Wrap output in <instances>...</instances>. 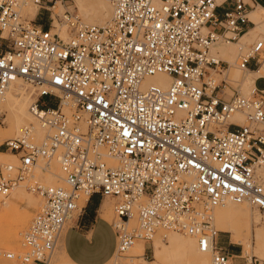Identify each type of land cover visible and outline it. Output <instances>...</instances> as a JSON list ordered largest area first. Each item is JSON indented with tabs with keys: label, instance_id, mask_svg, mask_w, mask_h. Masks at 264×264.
Returning <instances> with one entry per match:
<instances>
[{
	"label": "built area",
	"instance_id": "obj_1",
	"mask_svg": "<svg viewBox=\"0 0 264 264\" xmlns=\"http://www.w3.org/2000/svg\"><path fill=\"white\" fill-rule=\"evenodd\" d=\"M67 1L0 0V96L21 80L34 120L0 141L14 157L0 163V203L17 187L41 200L19 249L3 255L49 264L67 221L98 195L112 201L110 264L149 263L151 238L166 232L192 237L210 264H230L212 212L231 202L264 213V89L226 95L213 71L227 63L212 47L254 25L249 7L230 0L217 15L215 0H107L110 16L97 25L54 13ZM27 5L36 7L29 19ZM249 60L254 70L264 63V37L239 48L234 64L247 70ZM157 74L163 85L145 82ZM52 161L61 183L38 178ZM138 241L142 253H129ZM240 255L241 246L236 257L258 264Z\"/></svg>",
	"mask_w": 264,
	"mask_h": 264
},
{
	"label": "rangeland",
	"instance_id": "obj_2",
	"mask_svg": "<svg viewBox=\"0 0 264 264\" xmlns=\"http://www.w3.org/2000/svg\"><path fill=\"white\" fill-rule=\"evenodd\" d=\"M87 3L93 8H95L100 3L106 4V9H105L106 20L101 21L99 16L91 13L93 9H90V10L87 9L85 12L79 11L77 8L74 7L72 0H68L67 2H65L66 7L65 6L61 7L59 4H57L56 9L54 10V13H60L63 8H66L70 11L77 13V15L85 22L94 23L97 25H103L107 21V19L109 18L110 12H111L110 5H109L108 1L107 0H87ZM68 6H70V8ZM35 10H36V8H34V7H28V8H25L24 11L22 10L23 12L22 11L21 12L23 15H25L29 19V18L33 17ZM262 13H264V10H257L254 13H251L249 15V18L255 22V29L250 36H244L242 39L239 40L238 43H236V42H233L232 44L219 43L212 50L216 53V55L219 58L223 59L228 64L227 65L228 69L226 70V72H223L222 74H217L216 71L213 72L215 74L214 77L216 78V81L218 79H220L221 77H224L225 80L228 82L229 86L226 87L224 90L226 95H230L234 91H237V93L240 95H247L251 91L252 87H246V86L242 85V82H240V81H243V80H245L251 76L250 78L254 79V88H255V80L257 78L262 77L259 75L256 76V74H254V73L250 75L247 70H239V69H237V67L234 64L235 57L239 51V48H241V51H244L246 49V46L251 41H253L256 38L264 37V20L261 17ZM43 18H44V16H43ZM58 32H59L60 36L63 38L66 36V32L63 30V28H61ZM227 66H226V68H227ZM233 67H235V69L238 70V72H237L238 76L236 75L237 79L235 77H233V74H235ZM226 68H224V69H226ZM229 68H231V69H229ZM227 72H228L229 81L226 79ZM261 72L264 73V68L261 69ZM229 73H230V75H229ZM235 81H237V82H235ZM20 85H21V88L24 92V96L22 97L21 101L26 102V108H27L29 102H31V98L29 96L28 91L25 89L26 85L24 83H22V81L20 82ZM43 100H46V97H44ZM5 104H6L5 99L0 100V111L2 112V118H3L2 124L0 126V141L4 138L17 135L10 130V126H9V122H8L9 118L7 115L8 113L6 111ZM26 113L28 115L29 120L28 121L25 120V121L27 123L28 122H34V120L29 115L27 110H26ZM234 120H236L239 124L243 123V117L240 115L235 116ZM13 160H14V157L10 154V152H8L4 149H0V163L10 162ZM256 172L259 175V178H260L259 182H260V184L263 188V192H264V165L261 166L260 168H258L256 170ZM60 175L61 174H60V170L58 168L57 163L55 161H52L50 172L48 174H44L43 176L40 175V176H38V178L46 184H56V183H61L60 179L58 177H56V176H60ZM19 192H22V194H24V196H22V194ZM27 194H29V197H27ZM20 195H21V197H20ZM33 199H36V200H34L36 203L32 204L30 202ZM40 201L41 200H40L39 196H37L36 194L26 191L23 187H17L16 189L12 190L9 193V195L4 199V203H2V204L0 203V216H1L0 217V264H15V262L13 260L6 258L3 255V253L5 251H12V250L14 251V250L19 249L21 233L28 226L33 214L35 213V211L39 207ZM12 203H13V205H12ZM11 205H12V207H11ZM101 205H105L108 208V214H107L108 220H107L105 228H106L107 235L109 237V246H108L107 252L103 256L102 261H100L98 264H103L105 261H107L109 255L113 249V240H112L110 227H109V222L113 217L112 208H111L112 201L110 199H108V198H103V199L96 198L95 199L94 198V199L90 200V202H88L87 205L83 208L84 210L82 211V216L80 219V223L84 220V226L80 227V224L76 225V223L73 222V218H71L67 221V223L65 224V226L62 230L63 233H73L78 238H84L85 230L88 229V226H89L88 221L90 220L86 214L91 213V214H89V216L92 217L93 214L95 215L97 213V210L99 209V207ZM248 209H249V212L252 216L251 222L252 221L255 222V220H257V219L260 221L264 220V213L262 211H258L255 208H250V207H248ZM80 213H81V211H80ZM212 213H213V222H214L215 228L219 231H222V225L216 219L215 210H213ZM75 215H76V212H74L73 217ZM251 222H250L251 226H248L249 227L248 231L245 230L244 228H242V231H241L240 237H239L241 239V241L235 242L233 240L235 236H233L227 232L224 233V231H222L224 234H226V236L220 234L218 237L217 243H218V245L225 246L226 237H229V244H228L229 247H234L236 249H240V246H241V251H242L241 256L242 257L248 256V255H253L256 257V261L258 264H264V260L259 259L257 253H255V251H253L251 248H246V245H245L246 242H250V240H251L252 230L258 228V226L255 225V223H251ZM172 235L175 238H179V239H185L188 237L189 239H192V241H194V245H195V240L190 236L181 235V234L176 233V232H166L164 235L165 237L162 238L160 236V233H156L153 240L151 241V247H152L151 255L149 253V256L147 258L148 261H150V260L151 261L149 263L142 262V264H191L185 260L183 252L181 251V249H175L172 252L168 251V248L170 246L169 240H170V237ZM58 240L59 241L56 243L54 251H53V255H52L53 259H52L51 264H72V263H74V264H93L89 261H84V260H80V259L76 258L75 254L69 248V245L67 244V242L64 239H62L61 236L59 237ZM154 243L159 245L163 250H166V252L160 256V258L155 257L154 247H153ZM60 244L62 245L67 258L70 261L65 257V255L61 251H58ZM143 249H144V244L142 242L138 241L129 250V253L141 254ZM195 249H196V246H195ZM138 250H139V252H138ZM196 252L198 254L202 253V252H199L197 249H196ZM84 253L86 254V257L88 258L89 257L88 254L90 253V251L88 249H84ZM146 254H148L147 251H146ZM137 261H141V260L138 259ZM107 264H110V261L107 262ZM208 264H210V255L208 257Z\"/></svg>",
	"mask_w": 264,
	"mask_h": 264
},
{
	"label": "bare ground",
	"instance_id": "obj_3",
	"mask_svg": "<svg viewBox=\"0 0 264 264\" xmlns=\"http://www.w3.org/2000/svg\"><path fill=\"white\" fill-rule=\"evenodd\" d=\"M72 2H73L74 7L77 8L79 11L85 12L87 9H89V10L93 9L91 13L99 16L101 21L106 20V14H105L106 4L100 3L95 8H93L87 3V0H72ZM215 2H216V0H215ZM28 7H34V6L27 5L22 10L24 11V9L28 8ZM68 7L70 8V6H68ZM34 8H36V7H34ZM241 36H243V35H241ZM240 37L238 38V41H236V43L239 42ZM233 42H235V41L227 42L225 44H232ZM218 44L219 43L214 45L212 47V50ZM262 66H264V63L260 66V68L258 70H256V72H258V73H254V74H256V76L257 75L264 76V73L261 72ZM227 69H228V66L226 69H223L222 73L226 72ZM229 69H231V68H229ZM233 69L235 72V74H233L234 72L232 73L233 77H235L237 79L236 75L238 76V74H237L238 70L235 69V67H233ZM213 72H215V71H213ZM230 73H229V75H230ZM249 74L251 75V73H249ZM250 77H248L247 79L240 81V82H242V85H244L246 87H252L253 88V78H250ZM167 79L168 78L166 75L157 74V75L148 76L146 78L145 82H154V83H158V84L163 85L165 83V80H167ZM226 79L229 81L228 72L226 74ZM237 81H235V82H237ZM20 82H21V80L14 79L10 83L8 90H6L5 93L2 96H0V100L5 99V101H6L5 108H6V111L8 113L7 115L9 118L8 122H9L10 130L12 132H14L15 134H18L20 132L22 126L27 123L25 120H27V121L29 120L28 115L26 113V110H27L26 102L21 101L22 97L24 96V92L21 88ZM238 115H240V114H233L230 120L238 123L236 120H234L235 116H238ZM240 116H242V115H240ZM51 165H52V162H51ZM261 166H263V165H261ZM261 166H259L258 168H260ZM50 168H51V166H50ZM49 172H50V170H49ZM19 193L22 194V192H19ZM22 196H24V194H22ZM20 197H21V195H20ZM27 197H29V194H27ZM34 200H36V199L31 200L30 203H32V204L36 203ZM12 205H13V203H12ZM12 205H11V207H12ZM107 210H108V208H107ZM213 210H215L216 219L222 225V231L227 232V233L235 236L233 239L235 242L241 241V239L239 237H240V233L242 231V228H244L245 230L248 231L249 230L248 226H251L250 222H251L252 216L249 212L247 205L244 203L234 204L231 202H225L222 205L216 206ZM107 214H108V212L105 211V215H107ZM251 223H255V225H257L258 228L252 230V233H251L252 237H251L250 242H246V244H245L246 248H251L253 251H255V253H257L259 259L264 260V220L260 221L257 219V220H255V222L252 221ZM62 233L60 234V236H62ZM155 235H153V237L151 238V241L153 240ZM169 241H170V246L168 248L169 252H172L175 249H181V251L183 252L184 258L187 262H189L191 264H208L209 251H204L201 254H198L196 252L194 241H192V239H189L188 237L185 239H179V238H175L172 235L170 237ZM134 245H135V243L130 247V249ZM153 247H154V254H155L156 258H158V257L160 258V256L166 252V250H163L156 243L153 244ZM139 250H138V252H139ZM151 252H152V247H151ZM199 252H201V251H199ZM52 259L53 258H51L49 264H51Z\"/></svg>",
	"mask_w": 264,
	"mask_h": 264
},
{
	"label": "crops",
	"instance_id": "obj_4",
	"mask_svg": "<svg viewBox=\"0 0 264 264\" xmlns=\"http://www.w3.org/2000/svg\"><path fill=\"white\" fill-rule=\"evenodd\" d=\"M243 1L249 7L248 8L249 15L251 13H254L257 10H264V0H243ZM229 3H230V0H216V4H217V7L215 9L216 14L221 15L224 8L227 7ZM251 21L254 23V25L247 24V28H246L247 31L243 34V36L240 37V39H242L244 36H250L253 33L255 29V22L253 20ZM262 68H264V66H262ZM254 69H255L254 62L252 60H249L247 63V71L251 74L258 73ZM253 88H254V79H253ZM255 88L264 89V76L257 78L255 80ZM94 198L103 199V198H100L98 195H91L86 201L84 207L87 205L88 202H90V200ZM83 210L84 209L81 210V213H76L74 217L73 216L71 217L73 218V222L76 223V225L80 224V227L84 226V220L80 223ZM105 211L108 212L107 207L105 205H101L99 209L97 210V213L95 215L93 214L92 217L89 216V214L91 213L86 214L90 220L88 221L89 226H88V229L85 230L84 238H78L73 233H62L61 238L67 242V244L69 245V248L75 254L76 258L80 260H84V261H89L93 264H98L100 261H102L103 256L107 252V249L109 246V237L107 235L106 228H105L108 219H107V215H105ZM110 232H111L113 246H114V237H113V232L111 228H110ZM220 234L226 236V234L220 232L218 233L216 237V241L218 240V237ZM228 244H229V237H226L225 246H221V245L219 246L223 248L225 251H227V253L229 254L230 264H243L242 260L236 257L239 254V249H236L234 247H229ZM60 246H59L58 251H61L67 258L61 244ZM84 249H88L90 251V253L88 254L89 256L88 258L86 257V254L84 253ZM107 261H105L103 264H107Z\"/></svg>",
	"mask_w": 264,
	"mask_h": 264
}]
</instances>
